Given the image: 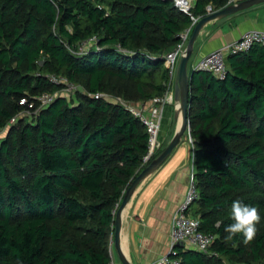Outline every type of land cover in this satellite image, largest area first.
Here are the masks:
<instances>
[{
    "label": "trees",
    "instance_id": "1",
    "mask_svg": "<svg viewBox=\"0 0 264 264\" xmlns=\"http://www.w3.org/2000/svg\"><path fill=\"white\" fill-rule=\"evenodd\" d=\"M227 2L194 0L186 13L174 0H0V129L27 107L21 98L61 89L47 74L134 102L162 94L170 81L164 55L191 32V16ZM92 37L96 45L81 52ZM225 66L223 78L188 67L198 188L189 213L214 240L207 253L177 246L179 264H264V46L228 54ZM147 150L139 118L79 91L69 99L60 92L7 127L0 264L108 263L115 211ZM234 200L260 212L247 244L240 234L226 239Z\"/></svg>",
    "mask_w": 264,
    "mask_h": 264
},
{
    "label": "crops",
    "instance_id": "2",
    "mask_svg": "<svg viewBox=\"0 0 264 264\" xmlns=\"http://www.w3.org/2000/svg\"><path fill=\"white\" fill-rule=\"evenodd\" d=\"M250 29L264 30V4L206 24L194 43L188 67ZM174 113L175 107L168 105L169 129L164 137L167 141L176 126ZM191 152L192 146L184 134L170 155L139 184L123 209L120 245L131 264H151L168 252L171 222L188 186ZM111 240L110 255L116 264L115 259L119 258Z\"/></svg>",
    "mask_w": 264,
    "mask_h": 264
},
{
    "label": "built area",
    "instance_id": "3",
    "mask_svg": "<svg viewBox=\"0 0 264 264\" xmlns=\"http://www.w3.org/2000/svg\"><path fill=\"white\" fill-rule=\"evenodd\" d=\"M240 0H228L227 4L235 3ZM175 5L183 12L189 13L190 8L193 5L192 0H174ZM211 5L206 7V14L215 11ZM200 17L191 16L192 26L197 22ZM190 28L184 30L179 34V42L173 49L168 51L164 55V66L168 69L170 81L167 84L165 91L157 96L150 98L148 101L139 102L134 104L131 101L125 100L121 97L113 96L103 92L91 93L87 92L80 85L73 84L62 75L47 74L51 84L61 86V89L54 93H42L35 96L32 100L27 98H21L19 104L26 105L27 107L13 116L7 124V127L15 124L17 120L23 115H36L39 110L48 106L59 94L62 92L67 99L70 98L76 91L82 92L89 97L103 98L108 101L122 105L125 109L130 111L135 117L139 118L142 124L145 126L148 135V150L143 158L144 163H148L156 152L161 148L162 143L159 140L158 134L160 130L161 121L163 118L164 108L166 105L175 106L174 101V73L176 69L177 57L182 53ZM96 38L92 37L88 41H84L80 46V51L84 52L90 46L96 45ZM255 43L264 46V30L262 29H250L243 32L236 40L226 44L223 47L217 48L205 56H203L198 62L191 65L192 70H206L211 72L217 78H223L226 72L225 58L228 54L245 52L251 48ZM34 100L38 102L35 106ZM6 127V128H7ZM6 128L0 129V138L5 136ZM189 143L192 146V138L190 136V126L186 133ZM193 146L191 152L190 171L188 175V186L184 198L175 212V215L171 222L169 231V249L166 254L160 256L157 260L151 264H179L180 257L176 250L178 242H183L185 248L194 249L199 252L207 253L211 243L214 240V235L211 233L202 232L200 227V220L196 216H189L190 205L198 197L197 182L195 180V167L193 161ZM111 257V255H110ZM106 264H114L112 257Z\"/></svg>",
    "mask_w": 264,
    "mask_h": 264
},
{
    "label": "water",
    "instance_id": "4",
    "mask_svg": "<svg viewBox=\"0 0 264 264\" xmlns=\"http://www.w3.org/2000/svg\"><path fill=\"white\" fill-rule=\"evenodd\" d=\"M264 0H240L235 3L227 4L224 7L217 9L213 12L205 14L200 17L193 25L190 35L186 41L184 49L180 54L177 62V66L174 73V101L175 107V120L176 126L173 133L162 150L153 157L149 163L138 173V175L132 180L130 185L124 192L122 200L115 211L114 218V231L112 235V245L117 253V256L122 264H131L122 252L120 245V229H121V215L123 209L130 201L133 193L139 184L151 173H153L161 163L170 155L172 150L178 145L183 135L186 133L189 127V120L187 117L188 101H189V82L190 74L188 72V63L193 52V47L196 39L198 38L203 27L214 21H220L229 16L246 11L258 5H263ZM183 242H178L177 246L182 247Z\"/></svg>",
    "mask_w": 264,
    "mask_h": 264
},
{
    "label": "clouds",
    "instance_id": "5",
    "mask_svg": "<svg viewBox=\"0 0 264 264\" xmlns=\"http://www.w3.org/2000/svg\"><path fill=\"white\" fill-rule=\"evenodd\" d=\"M193 144L195 148V141ZM231 218L233 223L225 228L228 233L226 239L232 240L234 236L240 234L243 236V242L247 244L256 237L257 225L261 220L259 209L256 206L234 200L231 204ZM216 227H220V222H217Z\"/></svg>",
    "mask_w": 264,
    "mask_h": 264
},
{
    "label": "rangeland",
    "instance_id": "6",
    "mask_svg": "<svg viewBox=\"0 0 264 264\" xmlns=\"http://www.w3.org/2000/svg\"><path fill=\"white\" fill-rule=\"evenodd\" d=\"M178 58L179 57H177V60H176V66H177V62H178ZM192 62V61H191ZM190 62V63H191ZM192 64V63H191ZM54 93V92H53ZM76 93V92H75ZM74 93V94H75ZM106 94H108V93H106ZM125 100H128V101H131L132 103H134V104H138L139 102H134V101H132V100H130V99H125ZM167 110H168V105L166 106V108L164 109V115H163V118H162V121H161V125H160V130H159V134H158V137H159V140L161 141V143L162 144H164V146H165V144L167 143V140L166 139H164V137L167 135V133H168V129H169V121H168V119H167ZM164 139V140H163ZM159 153V151L156 153V154H158ZM149 163V162H148ZM147 163V164H148ZM189 216H193V214L190 212L189 214H188ZM116 260V264H121L120 262H119V260L116 258L115 259Z\"/></svg>",
    "mask_w": 264,
    "mask_h": 264
}]
</instances>
